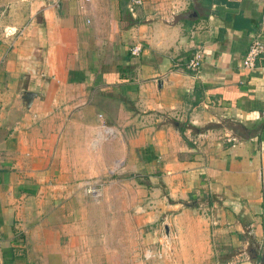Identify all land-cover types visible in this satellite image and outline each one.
<instances>
[{"label":"crops","instance_id":"0c3cea01","mask_svg":"<svg viewBox=\"0 0 264 264\" xmlns=\"http://www.w3.org/2000/svg\"><path fill=\"white\" fill-rule=\"evenodd\" d=\"M257 38L264 0H0V264H255Z\"/></svg>","mask_w":264,"mask_h":264},{"label":"built area","instance_id":"2783aa9c","mask_svg":"<svg viewBox=\"0 0 264 264\" xmlns=\"http://www.w3.org/2000/svg\"><path fill=\"white\" fill-rule=\"evenodd\" d=\"M142 5V0H127V8L130 13V15H134L135 10ZM7 34H12L10 32H7ZM141 53V46L139 44L133 45L129 48V55L131 57H138ZM264 54V45L263 43L257 38L252 40L248 46L246 53L243 56L242 64L243 68L247 70H251L254 68V62L256 58L260 55ZM202 63V54L200 51H196L191 58L188 60L186 64V68L190 72H197L201 66ZM102 131V137L107 140L112 138L115 135V132L111 129L106 127L104 124H101L100 126ZM86 192L88 194H95L96 189L95 187H88ZM159 255V252L156 250H146L145 251V258H152L154 256Z\"/></svg>","mask_w":264,"mask_h":264},{"label":"water","instance_id":"95a60500","mask_svg":"<svg viewBox=\"0 0 264 264\" xmlns=\"http://www.w3.org/2000/svg\"><path fill=\"white\" fill-rule=\"evenodd\" d=\"M27 96L26 98H28ZM193 206V202H190L188 204H185V207L189 208ZM252 254H254L255 257V264H264V249L263 246H260L258 248L257 252H254L253 250L251 251Z\"/></svg>","mask_w":264,"mask_h":264}]
</instances>
